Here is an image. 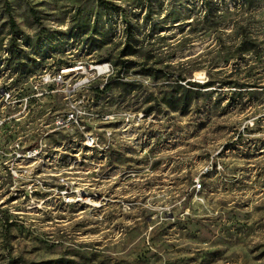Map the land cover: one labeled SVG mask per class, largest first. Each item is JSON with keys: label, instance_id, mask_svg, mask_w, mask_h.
<instances>
[{"label": "rangeland", "instance_id": "1", "mask_svg": "<svg viewBox=\"0 0 264 264\" xmlns=\"http://www.w3.org/2000/svg\"><path fill=\"white\" fill-rule=\"evenodd\" d=\"M241 1L0 0V264H264V0ZM178 74L211 84L171 109Z\"/></svg>", "mask_w": 264, "mask_h": 264}, {"label": "trees", "instance_id": "2", "mask_svg": "<svg viewBox=\"0 0 264 264\" xmlns=\"http://www.w3.org/2000/svg\"><path fill=\"white\" fill-rule=\"evenodd\" d=\"M106 4H109L108 1H104ZM254 0H242L240 4H238V7L235 8V10H241L242 7L245 9H251L253 6ZM204 6H206L204 4ZM217 8H213L207 4V10L209 12L215 13ZM223 12V11H222ZM234 13V12H233ZM254 18V16H253ZM231 30L233 32V35H235V38L232 39V42L237 45V50L240 52H244L245 50H255L257 48V38L253 35L247 36V33L249 34L248 30L251 29V31H256L255 27V20H252V23L249 22L247 25H244L242 20L240 21L237 17L231 21ZM251 23V24H250ZM215 28L216 26L213 25ZM219 28V26H218ZM215 30V29H214ZM252 33V32H251ZM185 80L184 84L179 83L178 81ZM170 89L166 92V94L162 97L163 102L171 109L178 108L181 104L188 103L192 99L196 98L197 94L200 91V88L203 87V85L211 84L210 82H207L205 84H200L195 81L186 80L184 75H176V78L170 83ZM220 85H225V87L233 89V88H241L243 87L242 84H239L236 82L235 79H228L226 83H219ZM198 88V89H197Z\"/></svg>", "mask_w": 264, "mask_h": 264}, {"label": "built area", "instance_id": "3", "mask_svg": "<svg viewBox=\"0 0 264 264\" xmlns=\"http://www.w3.org/2000/svg\"><path fill=\"white\" fill-rule=\"evenodd\" d=\"M71 117H72V115H71ZM194 188H195V190H199L201 188L200 182L195 183Z\"/></svg>", "mask_w": 264, "mask_h": 264}]
</instances>
